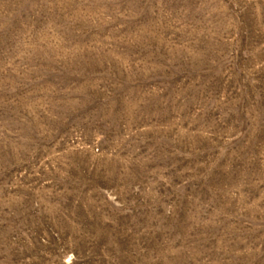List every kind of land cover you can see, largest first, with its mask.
<instances>
[{
  "label": "rangeland",
  "instance_id": "rangeland-1",
  "mask_svg": "<svg viewBox=\"0 0 264 264\" xmlns=\"http://www.w3.org/2000/svg\"><path fill=\"white\" fill-rule=\"evenodd\" d=\"M0 264H264V0H0Z\"/></svg>",
  "mask_w": 264,
  "mask_h": 264
}]
</instances>
